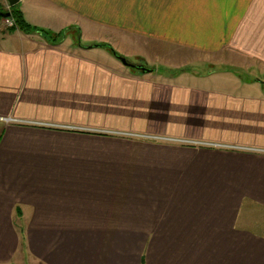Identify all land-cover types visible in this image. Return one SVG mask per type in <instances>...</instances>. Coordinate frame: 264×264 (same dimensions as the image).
Wrapping results in <instances>:
<instances>
[{"label": "crops", "instance_id": "1", "mask_svg": "<svg viewBox=\"0 0 264 264\" xmlns=\"http://www.w3.org/2000/svg\"><path fill=\"white\" fill-rule=\"evenodd\" d=\"M19 5L150 71L0 29V264H264V0Z\"/></svg>", "mask_w": 264, "mask_h": 264}, {"label": "rangeland", "instance_id": "2", "mask_svg": "<svg viewBox=\"0 0 264 264\" xmlns=\"http://www.w3.org/2000/svg\"><path fill=\"white\" fill-rule=\"evenodd\" d=\"M0 1H2V0H0ZM7 27H5V28L7 29ZM1 28H3V26H1V24H0V29ZM101 33L102 32H100V31L97 32V34H99V35ZM104 33H106L109 36V39L110 40H108V41L113 44V47L111 46L112 49L109 46H105V45L104 46L103 45L96 46L98 44H102V42H100V41H102L101 38L100 37H98V38H92V37H90L91 34H89L87 32H84V31L83 32L81 31L79 33L80 35L79 34L76 35V34H74V32H71L70 33L69 31L67 33L65 31L60 36L63 38L64 36L67 35V38H69L71 40L70 43L67 44V46L69 48H74L76 46H78V47L83 46L84 48L88 49V47L90 46L92 48V49H90V52L91 53L98 54L99 57L102 58V59H104L105 57H107V58H114L113 60H116L118 63H121V60H119L117 58V56L114 55V53L117 52L119 55L124 56L130 62H134L135 61L137 64L138 63H142L141 60H140V57H145L146 52H143V50H142L143 45L141 44L142 43L141 41L139 42V40H138V42H137V41H135L133 39H126L125 38V35H123V34H116V33L109 34L105 30H104ZM107 44H109V43H107ZM127 49H131V51L130 50H127ZM125 50H127L130 53H128V54L127 53H123L122 51H125ZM186 57L187 56H185V55H183V56L172 55L171 58L173 60L171 58H168L167 59L168 61H166L165 63L163 62V63L164 64L168 63L169 65H172L173 62H174V64L175 63L180 64V62L182 63V62H186L187 61ZM204 59L205 58L203 56L197 55V57H196V60L201 61L199 64H202L204 62L203 61ZM193 61L194 60L190 61L189 63H191ZM195 62H193V63H195ZM193 63L190 66H193L194 65ZM168 64H166V65H168ZM203 64H205V63H203ZM213 64L217 65L218 62L213 63ZM150 65L151 66H154V67L160 66L157 62L151 63ZM204 69H206V68H204ZM207 69H209V68L207 67ZM239 72L244 77L247 76L246 75V72L251 73L253 76H254V74L259 75L256 70H252L251 71V70L248 69V70H246V72H242V71H239ZM261 76L264 77V74H261ZM24 264H32V261L29 262V260H26V262Z\"/></svg>", "mask_w": 264, "mask_h": 264}, {"label": "trees", "instance_id": "3", "mask_svg": "<svg viewBox=\"0 0 264 264\" xmlns=\"http://www.w3.org/2000/svg\"><path fill=\"white\" fill-rule=\"evenodd\" d=\"M5 13H10V18L14 19L15 24L13 26H9L7 27V31L8 32H13L16 29L22 30L26 33H31V32H41L44 34V36L46 38H48L49 40L55 39L56 36L60 35V34H56L53 35L51 32H49L48 30H44L42 28H39L37 26L32 25L31 23H29L25 16L24 13L22 11V9L19 6V3L16 5H12L9 6L8 8L3 7V5L0 3V20L4 17L3 14ZM53 41V40H52ZM103 46H109L111 48V46L109 44H102ZM112 49V48H111ZM115 51V50H114ZM114 53V52H113ZM114 55H119L117 52L114 53ZM118 57V56H117ZM133 70H139L138 68H132Z\"/></svg>", "mask_w": 264, "mask_h": 264}, {"label": "water", "instance_id": "4", "mask_svg": "<svg viewBox=\"0 0 264 264\" xmlns=\"http://www.w3.org/2000/svg\"><path fill=\"white\" fill-rule=\"evenodd\" d=\"M8 2L12 6V5L18 4L20 2V0H8ZM3 16L4 17H10L11 15H10V13H5V14H3ZM99 45H102V44H98V46ZM117 56L123 62V64H125L127 66H130L133 68H138L143 72L150 71V69L148 67H146L145 65L132 63V62L128 61L124 56H121V55H117Z\"/></svg>", "mask_w": 264, "mask_h": 264}, {"label": "built area", "instance_id": "5", "mask_svg": "<svg viewBox=\"0 0 264 264\" xmlns=\"http://www.w3.org/2000/svg\"><path fill=\"white\" fill-rule=\"evenodd\" d=\"M0 24L3 27H7V26L9 27V26H13L15 24V21H14V19H12L10 17H3L0 20Z\"/></svg>", "mask_w": 264, "mask_h": 264}]
</instances>
